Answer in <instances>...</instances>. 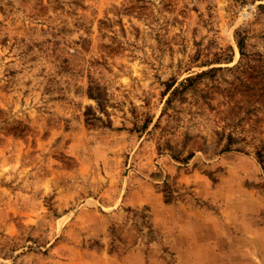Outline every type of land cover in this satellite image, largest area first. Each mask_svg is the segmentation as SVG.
<instances>
[{
    "label": "rangeland",
    "instance_id": "374dc122",
    "mask_svg": "<svg viewBox=\"0 0 264 264\" xmlns=\"http://www.w3.org/2000/svg\"><path fill=\"white\" fill-rule=\"evenodd\" d=\"M0 264H264V0H0Z\"/></svg>",
    "mask_w": 264,
    "mask_h": 264
},
{
    "label": "trees",
    "instance_id": "16d2710c",
    "mask_svg": "<svg viewBox=\"0 0 264 264\" xmlns=\"http://www.w3.org/2000/svg\"><path fill=\"white\" fill-rule=\"evenodd\" d=\"M239 48L241 49V51H242V45L241 44H239ZM241 54H242V52H241Z\"/></svg>",
    "mask_w": 264,
    "mask_h": 264
}]
</instances>
